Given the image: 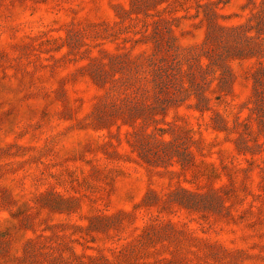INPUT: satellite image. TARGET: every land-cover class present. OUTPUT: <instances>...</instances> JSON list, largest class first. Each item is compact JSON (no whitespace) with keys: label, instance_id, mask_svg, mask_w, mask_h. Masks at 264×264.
Masks as SVG:
<instances>
[{"label":"rangeland","instance_id":"obj_1","mask_svg":"<svg viewBox=\"0 0 264 264\" xmlns=\"http://www.w3.org/2000/svg\"><path fill=\"white\" fill-rule=\"evenodd\" d=\"M0 264H264V0H0Z\"/></svg>","mask_w":264,"mask_h":264}]
</instances>
